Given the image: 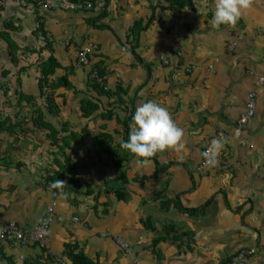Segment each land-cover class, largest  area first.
<instances>
[{"label":"crops","instance_id":"obj_1","mask_svg":"<svg viewBox=\"0 0 264 264\" xmlns=\"http://www.w3.org/2000/svg\"><path fill=\"white\" fill-rule=\"evenodd\" d=\"M75 1L93 2L97 9L66 10L28 0L24 6L11 2L0 12V31L9 22L20 48L15 64L7 40L0 37V69H10L12 76L6 82L1 78L7 93L1 89L0 101L2 108L13 104L14 112L4 115L23 130L0 134L1 220L32 227L52 196L46 170L59 147L46 128L34 124L28 102L19 96L33 95L44 106L38 64L51 53L61 64L52 78L68 76L74 86L65 83L55 90L59 113L48 110L46 119L60 136L72 130L82 136L65 147L76 163L70 172L75 178L65 179L58 199L64 220L52 222L48 230L50 258L42 257L40 244L1 242L0 264L38 258L73 264L67 242H78L101 264H135V256L141 264H225L244 246L257 248L247 264H264V82L259 81L264 0H252L235 25L219 28L211 25L215 0H186L181 6L179 0ZM136 22L147 24L139 42L132 36ZM42 29L49 32L52 51L39 52L48 41L40 40ZM89 43L94 44L90 63L79 65L77 52ZM174 46L184 54L178 56ZM163 54L170 63L161 59ZM188 65L194 67L188 70ZM93 70L105 76L107 89L93 79ZM253 90L257 111L239 135L238 119ZM88 100L98 107L86 115L82 104ZM146 100L168 108L184 129L185 148L163 150L141 164L122 142L136 106ZM219 131L227 133L219 164L196 171L206 144ZM115 150L129 153L120 169ZM111 187L126 191V197L119 199ZM118 235L132 243L133 253L122 250ZM157 236L161 239L155 242Z\"/></svg>","mask_w":264,"mask_h":264},{"label":"trees","instance_id":"obj_2","mask_svg":"<svg viewBox=\"0 0 264 264\" xmlns=\"http://www.w3.org/2000/svg\"><path fill=\"white\" fill-rule=\"evenodd\" d=\"M186 2V0H179L178 4L181 6ZM3 10V9H2ZM1 10V11H2ZM0 11V12H1ZM9 22H5V27L3 28V31H0V37H3L4 39L7 40L9 44V52L10 55L13 59V62L15 64L19 63V57H18V52H19V45L17 42L13 39L11 34L9 33L8 28L12 29L13 26L8 24ZM147 27L146 25H141L140 23L136 22L134 27L132 28V36L136 40V42H139V35L140 31L142 29H145ZM49 49L52 51V45L51 42L48 40L46 41L40 48L39 52H43L44 50ZM38 51V50H36ZM138 58L140 61L144 64L148 63L139 55L137 54ZM60 62L57 60V58L51 53L46 59L40 60V63L38 64V68L40 70V77L38 78V83L39 87L41 89V95L42 97H45L46 104L45 106H41L38 104L36 98L33 95H29L23 92L19 93L20 98L28 102V106L31 108V114H32V121L34 124L39 127V128H46L47 129V136L50 138L51 143L54 145H57L59 147V150L57 151L58 156L56 154L54 162H52V166L50 169L46 170V179L49 181V184L51 185L53 190H59L61 192L62 189H64V183L59 186V187H53V182L56 179H61L65 181L66 178H69L70 180L75 178L73 174L70 172L73 170L74 165L76 164L75 162L71 161V156L68 151L65 150V147L69 146L72 144V141L80 139L81 133L72 130L69 134L60 136L58 134L59 130L53 125L50 121L46 119L45 112L46 110H50V112L54 114L59 113V105L57 104L55 100V90L59 88L63 84H67L68 86H74L72 83L68 80V76H63L58 79H53L52 75L55 73L56 68L60 66ZM11 73L10 69L3 68L0 69V82L1 81V76L7 77ZM5 87V86H4ZM2 83H0V91L1 89L4 90L5 93H7V89L4 88ZM82 108L84 111V114L89 115L93 113V111L98 107L97 103H94L92 101H83ZM90 106L88 109L87 107ZM2 109V103L0 101V134L1 133H22L23 130H16L15 129V123L11 121V117L4 115V112L1 110ZM130 121H125L124 123H129ZM66 129L65 126H63V130ZM107 135V133H106ZM63 141V142H62ZM62 142V143H61ZM115 162L117 163L118 169L121 167V162L123 159L127 158L129 156L128 152H122L119 153L117 150H115ZM62 154V155H61ZM122 178L124 181H128V177L126 173L122 170ZM156 175V172H155ZM146 176L141 177L142 180L145 179ZM111 190L115 192L116 196H118L119 199L125 198L127 193L124 190L120 189H112ZM163 193L161 192L160 194H157L155 197L161 196ZM212 201V198H210L205 205H207L209 202ZM161 239V236H157L155 238V242ZM129 241V240H128ZM130 242V241H129ZM131 243V242H130ZM132 245V243H131ZM133 246V245H132ZM134 248V247H133ZM44 250V257L46 255V259L50 258V255L46 254L48 251L45 247L43 248ZM66 253L72 257L73 264H101V262L98 259H93L90 256L87 255L85 252V249L78 243V242H67L66 243ZM42 258L34 259L32 261L29 260H24L22 264H46V261L41 260Z\"/></svg>","mask_w":264,"mask_h":264},{"label":"built area","instance_id":"obj_3","mask_svg":"<svg viewBox=\"0 0 264 264\" xmlns=\"http://www.w3.org/2000/svg\"><path fill=\"white\" fill-rule=\"evenodd\" d=\"M42 4L48 7L56 6L55 0H39ZM14 2L20 5H26L28 0H0V11L7 6L9 3ZM59 5L66 9V10H75V9H97L93 2H82V1H75V0H59ZM41 27V23L38 25ZM39 38L42 41L50 40L49 32L46 30L39 31ZM69 42V41H68ZM232 43V47L234 46ZM94 44L89 43L78 50L77 52V61L79 65H87L90 63V55L93 52ZM172 51L175 52L178 56H182L184 54L183 50L178 47H172ZM161 59L165 63H170V59L167 55H162ZM194 66L188 65L186 69L191 70ZM93 78L107 88L105 84V77L100 75L98 70H93ZM260 82H264V74L259 78ZM257 97L258 94L256 91H250L247 94L246 98V110L245 112L239 117L238 119V127L237 133L240 135L242 133L243 127L248 124L255 116L257 111ZM227 136V133L224 131L217 132L212 138L214 137H223ZM206 144L204 150L209 146L210 141ZM204 157L201 159L199 164L196 166V171H202L206 169L207 165L204 164ZM50 202L48 204L47 210L43 215L41 221L35 224L32 227H25L19 224L16 220L8 219V220H1L0 219V243L1 242H11L17 246H25L28 244H40L43 248L45 247L48 251L49 249V238H48V230L52 222L54 221H62L64 217L58 212L57 205L58 199L60 197L61 192L59 190H53ZM77 217H71V220L77 221ZM115 237V236H114ZM117 244L124 250V252L133 253L134 248L131 243L122 235H118L115 237ZM257 252L256 247H247L244 246L238 250L235 256L231 260H227L225 264H247L248 259ZM135 264H141V260L138 256H135L133 259ZM55 264H69L66 260L62 258H57L55 260Z\"/></svg>","mask_w":264,"mask_h":264},{"label":"clouds","instance_id":"obj_4","mask_svg":"<svg viewBox=\"0 0 264 264\" xmlns=\"http://www.w3.org/2000/svg\"><path fill=\"white\" fill-rule=\"evenodd\" d=\"M251 2L252 0H215L211 25L215 28L221 25H235L242 11L251 6ZM93 79L99 83L96 78ZM105 84L107 86L106 80ZM131 120L130 132L128 138L122 142V147L135 154L139 163L150 162L151 157L166 149L181 151L185 148L184 129L175 122L168 108L163 104L155 100H146L136 106ZM223 147L222 137L212 138L209 146L202 152L205 158L204 164L217 166L218 156ZM63 183L65 181L56 179L53 187H59Z\"/></svg>","mask_w":264,"mask_h":264},{"label":"rangeland","instance_id":"obj_5","mask_svg":"<svg viewBox=\"0 0 264 264\" xmlns=\"http://www.w3.org/2000/svg\"><path fill=\"white\" fill-rule=\"evenodd\" d=\"M55 2H56V6H59V7H61L60 5H59V0H55ZM55 6V7H56ZM62 8V7H61ZM64 9V8H63ZM39 25V22H38V24H37V26ZM41 40V39H40ZM70 42L71 41V37H69L68 38V40H67V42ZM68 42V43H69ZM164 55V54H163ZM9 77V80H10V78H12V76H8ZM8 77H4V76H1V78H2V80L4 81V82H6V80L8 79ZM3 82V83H4ZM5 84V83H4ZM101 85V84H100ZM101 87L103 88V89H105V87L103 86V85H101ZM13 91H14V89H12L11 90V93H13ZM12 96V95H11ZM7 97V96H6ZM10 97V96H9ZM43 101V104H44V106H45V99L42 97L41 98ZM45 101V102H44ZM3 112H6V113H12V112H14V106H13V104H10V105H5V106H3V108L1 109ZM46 112H49L48 110H46ZM112 189H120V188H117V187H112ZM122 189H124V187H122ZM121 190V189H120ZM123 250V249H122Z\"/></svg>","mask_w":264,"mask_h":264}]
</instances>
